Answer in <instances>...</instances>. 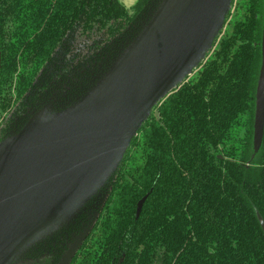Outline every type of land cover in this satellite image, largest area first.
I'll return each instance as SVG.
<instances>
[{
  "label": "trees",
  "instance_id": "1",
  "mask_svg": "<svg viewBox=\"0 0 264 264\" xmlns=\"http://www.w3.org/2000/svg\"><path fill=\"white\" fill-rule=\"evenodd\" d=\"M160 0H0V141L82 96ZM264 0H233L204 61L115 172L15 264H264V132L251 158Z\"/></svg>",
  "mask_w": 264,
  "mask_h": 264
},
{
  "label": "water",
  "instance_id": "2",
  "mask_svg": "<svg viewBox=\"0 0 264 264\" xmlns=\"http://www.w3.org/2000/svg\"><path fill=\"white\" fill-rule=\"evenodd\" d=\"M232 1L160 0L82 96L59 111H33L0 141V264L18 262L101 190L152 109L204 61ZM260 55L251 158L264 132V23ZM82 237L57 264L68 263Z\"/></svg>",
  "mask_w": 264,
  "mask_h": 264
},
{
  "label": "rangeland",
  "instance_id": "3",
  "mask_svg": "<svg viewBox=\"0 0 264 264\" xmlns=\"http://www.w3.org/2000/svg\"><path fill=\"white\" fill-rule=\"evenodd\" d=\"M130 12L132 5L136 2V0H119Z\"/></svg>",
  "mask_w": 264,
  "mask_h": 264
}]
</instances>
